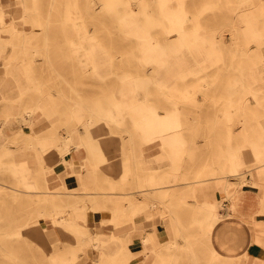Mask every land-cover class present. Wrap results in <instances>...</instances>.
I'll return each mask as SVG.
<instances>
[{
    "label": "rangeland",
    "instance_id": "374dc122",
    "mask_svg": "<svg viewBox=\"0 0 264 264\" xmlns=\"http://www.w3.org/2000/svg\"><path fill=\"white\" fill-rule=\"evenodd\" d=\"M209 1L213 0H186V6L192 13H198L200 15L202 23L211 27L216 24L217 19H220V15L224 10L218 8L204 9L205 3ZM25 3L29 6L28 13L31 17L40 20L42 25L36 33L37 36L34 38L33 42L29 43L27 48L28 54L30 56H35L33 60V67L35 68L33 77L32 79H27V81L25 79L30 89L26 92L19 91L20 98L13 103V106L22 109L31 105L39 95L50 94L51 97H45L40 101L43 114L36 125L41 126L42 130L46 133H53L54 136H56L53 140L52 152L50 154L52 159L49 160V164L53 166L50 173L55 182L57 179L54 175L60 177L62 185L57 186V183L52 187L34 185V182L43 183V171L37 164L34 156L28 152L25 142L18 141L16 143H11L10 148H7L5 145L0 146V242L23 262L28 264H51L52 259H57L58 257L65 258L63 261L58 262L59 264H88L93 258L98 256L99 250L93 248L92 245L86 246L85 248L75 247L69 238L64 237L62 227L56 224L51 216L44 214L50 213L52 209L55 208V205L65 206L71 205L73 202H78L83 208L77 209V212L72 211L66 213L67 219H76L79 223L87 226L91 231H99L101 230L99 226L97 227L95 225L94 227H90V221H99L100 224L109 221L114 223L115 220H110L111 215H109L110 209L113 208L114 205L119 206V209L122 208L118 210L120 222L124 221L125 218H129V213L131 211L125 207V204L131 206V195L124 194V192L140 189L142 191H140L139 195L143 196L145 192L144 188L148 185L145 183L139 186L133 170L129 173H122L124 165L121 163L124 162V164H128L131 167L134 161L133 159H126L125 154L122 155L121 153L111 156L113 158H121V163L103 164L104 155L101 151L98 153L97 149L100 150L101 146L107 144L101 138L95 137V133L100 129L101 125L96 122L92 124L80 123V121L78 122L75 120V116L88 117V108L90 105L96 107V109L101 112L104 111L102 107L106 109L110 108L117 121L110 122L108 124L109 128L113 132L122 133L123 138L120 141V146L122 150H125V147L128 146V139L126 137L127 131L125 129L133 131L147 129L152 132L172 131L174 128H170L169 122H167L170 111L165 97L158 90L156 84L150 80L145 84L147 90L136 91V96L138 98L147 96L163 104V106L158 107L156 111L151 112L147 109L143 111L142 109L131 108L126 112L124 109H121V106L118 107L114 105L115 97L117 96L116 89L123 83V78H120L119 75L123 71H143L141 60L135 57V53L137 54L139 51L136 42L134 39L124 36L119 26L115 24L110 25V22L115 20L116 16L108 12L99 0L95 1L94 7L96 13L94 18L89 20L88 30L89 33L97 31L100 40L104 41L107 47H110L113 52L119 55L114 60L115 63L112 65L111 69L110 64L104 61L101 44L98 42H88L89 46L95 45V43L97 44L98 53L93 63L94 66L85 68L83 63L74 55L70 38L74 37L76 32L71 25L64 24L66 0H25ZM79 3L81 7H85L86 0H79ZM131 5L135 7L134 11L138 10L137 5L132 3ZM4 11L7 20H10L12 14L15 16V19H18L22 13L21 5L18 3V0H8V5L4 8ZM47 18L49 22L46 28L44 23ZM260 19L261 22H263L264 16ZM26 29L31 31L32 24L27 23ZM46 29L49 54L53 64L60 72V76L52 71L45 60H43L40 50H34V47L43 48ZM15 48L18 50L19 46ZM7 49L2 47L0 51L6 54L9 52ZM192 50L191 53H189V49H185L187 59L181 61L180 66L178 64L177 68L179 69L180 67V72H185L188 68L197 65V63H207L209 65L207 71H199L195 74L188 73L184 76L174 78L175 81L180 85L185 83L191 84L203 80L208 75L216 79L218 89L216 91L209 90V92L204 94L200 91L196 93L197 98L202 97V99L205 97V94H208V96L212 95L210 102L199 101L201 104L197 112L194 113L192 107L187 104L180 108L179 111L182 123L179 128L186 135L187 142L185 144H180L184 149L181 150L179 154L175 156L169 155L170 151L167 146L168 141H164V145H161V140L157 139L155 140L156 145L152 148L159 153L154 157L146 158L143 151L141 155H138V160L141 166L144 161H148L153 167L151 169L152 172H157L164 176L162 183L159 185L179 184L183 182V184L187 186V191L184 190L185 192L183 191L182 193L167 192L168 194L163 196V198L167 203V207L174 208V210L172 209L173 212L182 222L183 230L190 236L191 241L195 243L203 261L210 263L211 260L214 264H220V262L217 263V261H215V258L212 259L213 257L211 256L210 249L205 244V242L207 243V239H203V236H201L202 239L199 238L198 240L192 237L200 233L197 230L195 222H191L188 211L185 217L178 215V213L183 214L186 212L182 210V207L186 206L189 199L198 202L202 199L203 196L201 192H203V189H197L196 195L186 193L190 192V187L192 186L197 187L205 185L212 177L217 179L219 176L224 175V177L229 180H237L241 176L250 178L251 173L255 172L258 166L261 165V162L256 160V153L252 149V146L247 143L243 145L239 151L242 160L239 169L234 171L228 167L226 171L221 170V167L225 163L230 162L229 155L219 152V144H216L218 142L217 138L210 141L205 134L213 132L217 134V137H220L222 133L225 132L226 117L220 115L223 106L221 108L219 102L229 97L230 94L229 91L223 89L226 88L227 85L229 86V83H232L233 75L229 69L230 59L227 58L224 62L218 63L211 60H204L202 56ZM7 60L8 58L5 56H0V75L5 78H10L12 77L11 71L7 67L12 65L7 63L3 64ZM15 62L18 63L19 61L15 60ZM170 64L171 62L168 63V65ZM148 67L149 72L153 73V65L151 64L146 68ZM170 70L171 67L167 69L168 73L162 75L157 74V82H168L169 84L172 79L169 73ZM3 84H5V86H3L5 90L3 91L8 92L15 88L13 81L9 84ZM258 85L257 88L263 86L264 89L263 83L260 82ZM60 92H62L64 96L59 94ZM232 92V97H237L241 93L240 90ZM244 92L246 96H249L250 93ZM250 96L251 98H249V101H256L253 95L250 94ZM82 99H84V102L88 105L85 106V111L77 110L75 106H71V101ZM215 99L218 101L214 103ZM260 100L258 115L264 127V95H260ZM9 109V102L3 98V94L0 91V123L4 119H8L4 127L5 131L10 133L20 128L29 129L28 125L24 123L25 119H17L15 115H13L14 117L11 116L12 118L9 117ZM160 119L163 120L161 121ZM75 126L79 128L78 131L76 130L78 134L80 133L79 138H82L87 145L81 148L86 150V160L84 159L85 161L82 163L79 162L75 166V169L86 172L88 168H94L93 177L96 183L87 182L86 184H82L78 178L82 171H75L73 165L68 161L64 165L63 157L65 155H70V157L72 156L74 158L73 151L76 148H74V143H71L69 148L64 149L62 136L63 133L67 131L73 132L72 130L75 129ZM239 126L238 123L234 124L237 131L240 129ZM192 135H194L193 142L190 141ZM143 144L144 141L142 140L141 143H137L138 146ZM111 147H114V145L111 144ZM263 152L264 143L263 145H259L257 153L260 155V153L262 154ZM26 165H28L29 168H27ZM65 167H67V169ZM176 171L178 172L172 175V173ZM149 172L150 171H146L143 168L141 173L147 174ZM197 174L201 176L198 177V181L193 182ZM24 180L28 181L29 184H23ZM72 180L78 181V184H71ZM261 181H264V178H262ZM251 190H256L259 194H262L263 191V189ZM121 192L123 195H121ZM11 193H17V195L14 197ZM101 193L105 195L107 201L106 208H103L102 203H95L93 201L94 195L101 196ZM116 193L118 195H116ZM41 196L48 198L40 200L39 198H41ZM51 197L53 199H51ZM225 204L226 202L220 203L217 209L219 208L221 212L227 209L230 211ZM143 206H145V204ZM140 209L141 208H139L138 211H141ZM84 210L87 216L86 219L82 217L78 218L77 213H81ZM136 212L137 211H134L133 213ZM99 217L101 220H99ZM29 218L36 221L35 223L39 230H37L36 227L24 226ZM102 219H105V221ZM20 223L23 226L22 232L11 234V231L21 227L18 226ZM32 225L33 224H31V226ZM221 226H224L222 230ZM175 227L173 231L178 238V243H184V234L177 229L176 225ZM218 227H220L218 232L224 240L227 239V232H229V239L232 240L233 243L240 242L235 229H227L224 223H218L217 228ZM44 244L50 245V248L47 250ZM116 244V238H112L102 247L104 254L110 257L113 256L114 252H116ZM127 246H129V244H127ZM117 247L121 264H132V258L138 255L137 251L134 252L133 250L132 252V250L126 249V243L122 238H118ZM178 254L179 256L177 259H172L173 264H196L195 258L191 256L187 249L181 248ZM23 262L12 258L6 250L0 246V264H22ZM165 264L171 263L167 259Z\"/></svg>",
    "mask_w": 264,
    "mask_h": 264
},
{
    "label": "bare ground",
    "instance_id": "6f19581e",
    "mask_svg": "<svg viewBox=\"0 0 264 264\" xmlns=\"http://www.w3.org/2000/svg\"><path fill=\"white\" fill-rule=\"evenodd\" d=\"M95 1L96 0H86L85 7H81L79 0H66L64 24L71 25L75 29L76 35L70 38V43L72 44L74 55L83 63L85 68L94 66L93 63L98 53L97 44L95 43V45L89 46L88 42L95 41L101 44L104 61L110 64L111 69L112 65L115 63L114 60L119 55L113 52L110 47H107L104 41L100 40L97 31L89 33L88 30L89 20L94 18L96 13L94 7ZM99 1L108 12L116 16V19L111 21L110 25L115 24L119 26L124 36L134 39L136 42L139 51L137 54L135 53V57L141 60L143 71H123L119 75L120 78H123V83L116 89L117 96L115 97L114 105L118 107L121 106V109H124L126 112L131 108L142 109L143 111L147 109L151 112L156 111L157 108L163 106V104L147 96L143 98H138L136 96V91L147 90L145 84L150 80L156 84L158 90L165 97L170 111L167 122H169L170 128H174L169 132H152L147 129L138 131L125 129L127 131L126 137L128 139V146L125 147V150H122L120 146V141L123 138L122 133L111 131L108 125L110 122L117 121L115 120L112 110L102 107L105 112H101L98 111L96 107L90 105L88 108L89 116H75V120L78 122L80 121V123L92 124L96 122L101 125L100 129L95 133V137L101 138L107 144L101 146L100 150L97 149L98 153L101 151L104 155L102 163L105 165L121 163V158H113L111 156L122 153V155L125 154L126 159L134 160L131 167L128 164H124V162L121 163L124 165L122 173H129L133 170L139 186L147 183V185H151L150 187L152 188L163 181L164 176L157 172H150L147 174L141 173L143 168L138 160V155L143 153L146 144L154 142L157 139L161 140V145H164V141H168L167 146L170 151L169 155L175 156L179 154L180 151L184 149L180 144H185L187 142L186 135L179 128L182 123L179 111L180 108L187 104L192 107V111L195 113L198 111L201 104L199 101L210 102V98L212 97V95L208 96V94H205L203 99L202 97L197 98L196 93L200 91L204 94L209 92V90L216 91L218 89L216 79L208 75L203 80L191 84L185 83L180 85L175 81L174 78L184 76L188 73L195 74L199 71H207L209 66L207 63L200 64L195 62L197 65L188 68L185 72H180V67L179 69L177 68L178 64L180 66L181 61L187 59L185 49L188 48L190 51L189 53H191V50L194 48L192 51L198 53L204 60H211L218 63L224 62L227 58L230 59L229 69L233 75L232 83H229V86L227 85L226 88H223L225 91H229L230 94L229 97L219 102L221 108L223 106L220 115L226 117L225 132H223L220 137H217V134L213 132L205 134L210 141L217 138L218 142L216 144H219V152L229 155L230 162L225 163L221 167V170L226 171L228 167L234 171L239 169L242 164L239 151L241 147L247 143L252 146V149L256 153V160L261 162V165L258 166L255 172L251 173L250 178L241 176L237 180H229L225 178L224 175L219 176L216 180L220 188V198L221 200L225 198L235 199L238 196H242V193L245 192V189H243L245 186L257 187L259 184L258 181L264 178V152L262 154L260 153V155L257 153L259 145H263L264 143V127L258 115V107L261 101L260 95H264V89L263 86L257 88L260 82L264 84V21L261 22L260 19L264 16V0H213L206 2L204 9L218 8L224 10L220 15V19H217L216 24L211 27L202 23L198 13H192L187 8L186 0ZM18 3L21 5L22 11L20 18L15 19V16L12 14L10 20H7L4 8H6L8 4L6 5L0 0V49L2 47L6 49L9 48L7 49L9 52L6 54L0 51V56L8 58L3 64L7 63L12 65L7 67L11 71L12 77L5 78L0 75V91L3 94V98L9 102V117H14L13 115H15L17 119H25L24 123L28 125L29 129L20 128L8 133L4 128L8 119H4L0 123V146L5 145L7 148H10L11 143H16L18 141L25 142L28 152L34 156L37 164L43 171V183L34 182V185L52 187L56 182L51 177L50 172L53 166L49 164V160L52 159L50 154L52 152V143L56 136H54L53 133H46L42 130L41 126L36 125L43 114L40 101L45 97L51 96L50 94H41L31 105L22 109L13 106V103L20 98L19 91L26 92L30 89L26 81L27 79H32L33 73L35 72V68L33 67L35 56H30L27 52V48L29 43L33 42L34 38L37 36L36 33L42 25L40 20L32 18L28 13L29 6L26 5L25 0H18ZM131 3L138 6L137 11H134L135 7L131 5ZM48 22L49 20L47 18L44 23L46 28L48 27ZM27 23L32 24L31 31L26 29ZM16 46H19L18 50L15 48ZM34 50H40L43 60H45L51 70L58 76L61 75L53 64L49 54L47 29L44 35L43 48L34 47ZM15 60L19 62L16 63ZM170 62L171 64L168 65ZM151 64L153 65V73L149 72V67L146 68ZM170 67L171 70L169 73L172 78L170 83L157 82L156 75L168 73L167 69ZM11 81L14 82L15 88L8 92L3 91L5 90L3 87L5 84L3 83L9 84ZM236 90H240V95L232 97V91ZM244 91L253 95L256 101H249L251 96L250 94L246 96ZM59 94L64 96L62 92ZM217 101L218 100L215 99L214 103ZM72 105L75 106L77 110L81 111H85V106H88L84 102V99L71 101V106ZM160 120L162 121L163 119ZM237 123L240 125L238 131L234 127V124ZM74 128L75 129L72 130L73 132L67 131L63 133L62 144L64 149L69 148L71 143H74L75 150H80L84 145L87 146L85 141L79 138L80 133L78 134L77 132L79 128H76V126ZM193 137L194 135L190 137V141L192 142L194 140ZM140 139L144 141V144L138 146L137 143H141ZM111 144H113L114 147H111ZM63 158L64 165L68 161L73 165L75 171H82L75 169V159L72 156L70 157L69 155V157H67L65 155ZM26 167L29 168L28 165H26ZM177 172L178 171L172 173V175ZM93 173L94 168L90 167L86 172L82 171L78 178L82 184H86L87 182L96 183ZM200 176V174L195 175L196 179H194L193 182L198 181V177ZM23 184L28 185L29 182L24 180ZM191 191L190 194L196 195L197 189H191ZM101 194V196L94 195L93 201L95 203H102L103 208H106L107 201L105 195L104 193ZM167 194L168 193L162 194L157 192L155 189H149L143 193L141 203L157 200L167 204L163 198V196ZM11 195L15 197L17 193H11ZM44 198L48 197L41 196L39 199L41 200ZM51 199L53 198L51 197ZM263 199L264 189L261 199V203L264 205ZM130 200L131 202L135 201L133 197H130ZM200 201L201 205L197 206L195 213L196 216H200L202 222L208 223L209 232L213 221L223 216L219 208L217 209L221 202L213 203L204 200ZM79 208L83 207L78 202H73L71 205L65 206L55 205V208L52 209L50 213L44 215L51 216L53 221L62 227L64 237L69 238L75 247L85 248L86 246L92 245L93 248L99 250L98 256L93 258L88 264H121L118 252H114L113 256L110 257L104 254L102 249L112 238H116L114 233L108 236L101 232H93L87 226L79 223L78 220L67 219L66 213L72 211L77 212ZM111 209L109 212V215H111L110 220H115L119 215L117 206L114 205ZM172 215H174L172 219L175 220V213L173 211ZM77 217L86 219L85 210L81 213H77ZM102 220L105 221V219ZM35 222L36 221L32 220V218H29L24 226L37 228L38 226H36ZM31 224L33 225L31 226ZM18 226L21 227L10 233H21L23 226L21 223ZM37 230L39 229L37 228ZM118 238L121 237L118 236ZM147 240L148 238L144 237L142 243H146ZM124 241L126 243V249L132 250L133 252V249L127 246L129 241L127 239H124ZM187 242L188 244L192 243L191 240H187ZM0 246L3 247L12 258L23 262L17 255L5 247L3 243L0 242ZM44 247L48 250L50 245L44 244ZM208 248L213 257L212 259H218L220 264H228L227 259L222 258L211 246ZM191 249L193 252H190V254L191 256L194 254L195 263L204 264V262L201 263V259L197 257L198 255L195 253L194 245H192ZM64 259L65 258L61 257L52 259L51 264L61 262ZM172 259H168L171 264H173ZM22 264L28 263L23 262Z\"/></svg>",
    "mask_w": 264,
    "mask_h": 264
},
{
    "label": "crops",
    "instance_id": "0c3cea01",
    "mask_svg": "<svg viewBox=\"0 0 264 264\" xmlns=\"http://www.w3.org/2000/svg\"><path fill=\"white\" fill-rule=\"evenodd\" d=\"M1 2L6 5L8 4V0H1ZM155 142L156 141L150 142L145 145L144 156L146 158L154 157L159 153L152 148L156 145ZM86 154V150L84 149L73 151L75 166L79 162L82 163L86 160ZM67 157H69V155H67ZM142 167L146 171L152 172L151 169L153 167L148 163V161H144ZM65 168L67 169V167ZM54 177L57 179V186L62 185L60 177L55 175ZM214 178L215 177H212V179L205 185L197 187L192 186L190 189H203V192H201L203 196L201 200L213 203L226 202L225 205L228 206L231 212L228 211V209L221 212L219 209L223 216H220L213 221L209 232L208 223L202 222L200 216H196L195 213L197 206L201 205L200 200L198 202L189 199L186 206L182 207V210L186 212L183 214L178 213V215L185 217L188 211L191 222H195L197 230L200 233L196 236L193 235L192 237L198 240L201 236H203V239H207V243L205 242L207 247L211 246L221 255L222 258L227 259L228 264H264V205L261 203L262 194H259L256 190H251L264 189V181L259 180L257 187L249 186L243 188L245 189V192L242 194V197L238 196L235 199L225 198L221 200L219 191L220 188L217 180ZM72 183L73 185H76L78 184V181L72 180L71 184ZM160 183L152 188L148 185L149 187L147 186L144 188V191L146 192L149 189H155V191L165 194L167 192L182 193L184 190H188L187 186L183 184V182H180L179 184L159 185ZM140 191L142 190L133 189L124 192V194L131 195L134 200L136 199V201L131 202V206L125 204V207L131 211L129 213V218H125L124 221L120 222L118 216L114 223L109 221L104 224H100L99 221H90V227H94L96 225L101 228V230L93 232H101L108 236L114 233L117 240L116 253L118 250V236L127 239L130 242V248L135 250L134 252L137 251L138 254L132 258V264H165L167 259H177L179 256L178 251L181 248L187 249L189 252H193L191 249L192 245H194L195 253L198 255L197 257L202 259L201 263L204 262V264H214L212 261L210 263L203 261V258L201 257V254H199V250H197L193 241L191 244H188L187 240L189 241L191 239L190 236L183 230L182 222L176 214L175 220L172 219V216L174 217V215H172L171 212L174 208H169L165 202L157 200L141 203L142 196L139 195ZM190 192L192 191L190 190ZM190 192L186 194H189ZM116 195L118 194L116 193ZM121 195H123V193ZM144 204L145 206H143ZM139 208H141V211H138ZM121 209L117 206V210ZM134 211L137 212L133 213ZM99 220H101V218ZM218 223H224L227 229H235L240 242L233 243L232 240L229 239V232H227V239L224 240L218 232L220 230V227L217 228ZM175 225L177 226V229L184 234V243H178V238L175 236L173 231L174 228H176ZM223 228L224 226H221V230ZM144 237L148 238L146 243H142V239ZM193 256L194 254L192 257ZM215 261L219 263L218 259Z\"/></svg>",
    "mask_w": 264,
    "mask_h": 264
}]
</instances>
